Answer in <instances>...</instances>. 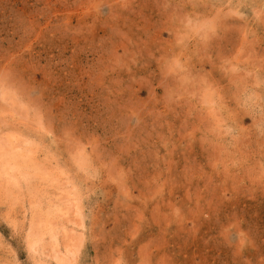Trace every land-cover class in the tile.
Masks as SVG:
<instances>
[{
	"label": "rangeland",
	"instance_id": "rangeland-1",
	"mask_svg": "<svg viewBox=\"0 0 264 264\" xmlns=\"http://www.w3.org/2000/svg\"><path fill=\"white\" fill-rule=\"evenodd\" d=\"M60 257L264 264V0H0V264Z\"/></svg>",
	"mask_w": 264,
	"mask_h": 264
},
{
	"label": "bare ground",
	"instance_id": "bare-ground-1",
	"mask_svg": "<svg viewBox=\"0 0 264 264\" xmlns=\"http://www.w3.org/2000/svg\"><path fill=\"white\" fill-rule=\"evenodd\" d=\"M10 146H11V145H10ZM11 147H12V149H11L12 151H16V152H17V151L19 150V147H18V146H14V147L11 146ZM11 147H10V148H11ZM12 151H10V152H12ZM8 154H9V153H7V155H8ZM11 155H13V153H12ZM24 158H25V156H24ZM24 158H22V159H24ZM7 159H8V158H7ZM25 159H26V158H25ZM8 160H9V159H8ZM26 160H27V159H26ZM26 166H27V165H26ZM6 170H7V168H6L5 170L2 169V171H4V173H6ZM23 172H24V171H23ZM20 173H21V172H20ZM25 173H26V172H25ZM10 174H13V173H10ZM18 174H19V173H18ZM13 176H14V174H13ZM12 179L14 180V178H12ZM48 230H49V228H48ZM39 235H40V234H39ZM51 235H52V234H51ZM40 242H41V240H40ZM40 242H39V240H38V243H40ZM32 247H33V246H32ZM37 248H38V246L36 247V249H37ZM37 251H38V250H37ZM36 254H37V253H36ZM40 254H41V252H40ZM58 263H59V264L62 263V259H61V257L59 258ZM63 263H64V262H63Z\"/></svg>",
	"mask_w": 264,
	"mask_h": 264
}]
</instances>
